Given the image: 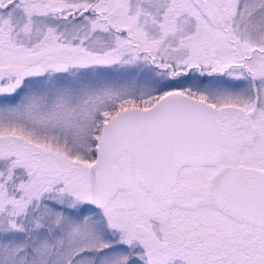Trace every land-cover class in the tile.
I'll return each instance as SVG.
<instances>
[{"label":"snow or ice","instance_id":"obj_1","mask_svg":"<svg viewBox=\"0 0 264 264\" xmlns=\"http://www.w3.org/2000/svg\"><path fill=\"white\" fill-rule=\"evenodd\" d=\"M0 264H264V0H0Z\"/></svg>","mask_w":264,"mask_h":264}]
</instances>
